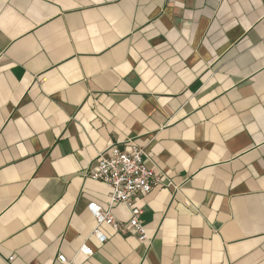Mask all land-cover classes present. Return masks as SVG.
Returning a JSON list of instances; mask_svg holds the SVG:
<instances>
[{"label":"crops","instance_id":"crops-1","mask_svg":"<svg viewBox=\"0 0 264 264\" xmlns=\"http://www.w3.org/2000/svg\"><path fill=\"white\" fill-rule=\"evenodd\" d=\"M128 141L160 178L134 199L148 241L100 244L88 172ZM58 255L264 264V0H0V264Z\"/></svg>","mask_w":264,"mask_h":264},{"label":"built area","instance_id":"built-area-1","mask_svg":"<svg viewBox=\"0 0 264 264\" xmlns=\"http://www.w3.org/2000/svg\"><path fill=\"white\" fill-rule=\"evenodd\" d=\"M121 146L117 143L108 145L97 156V164L89 170L88 177L94 181L105 183L109 187L106 208L103 209L95 203H89L87 210L95 220V227L91 235L100 243L106 240L100 231V226L105 224L114 232H133L140 244L148 241V236L142 222V210L134 206L137 196L149 194L152 189L160 185V178L153 169H148L143 160V148L134 142L128 141ZM124 204L130 213L127 222L117 220L110 212L113 206ZM78 254L85 257L93 255V251L83 244ZM8 261H12L9 258ZM60 264H70L63 255L57 256Z\"/></svg>","mask_w":264,"mask_h":264}]
</instances>
